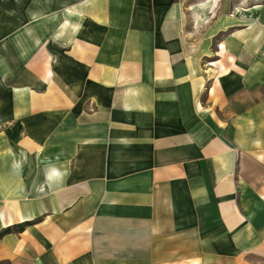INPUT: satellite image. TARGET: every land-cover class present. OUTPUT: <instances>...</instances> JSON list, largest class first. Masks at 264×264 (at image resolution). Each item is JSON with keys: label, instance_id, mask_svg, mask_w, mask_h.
<instances>
[{"label": "crops", "instance_id": "0c3cea01", "mask_svg": "<svg viewBox=\"0 0 264 264\" xmlns=\"http://www.w3.org/2000/svg\"><path fill=\"white\" fill-rule=\"evenodd\" d=\"M217 2L0 0V264L264 263V3Z\"/></svg>", "mask_w": 264, "mask_h": 264}, {"label": "rangeland", "instance_id": "374dc122", "mask_svg": "<svg viewBox=\"0 0 264 264\" xmlns=\"http://www.w3.org/2000/svg\"><path fill=\"white\" fill-rule=\"evenodd\" d=\"M195 1V0H194ZM218 2L215 4V9L220 8V3L224 2V11L227 15H238L241 11H244L249 6H254L258 4H263L264 0H217ZM222 8V7H221ZM219 9L218 12H220ZM210 23V22H209Z\"/></svg>", "mask_w": 264, "mask_h": 264}, {"label": "trees", "instance_id": "16d2710c", "mask_svg": "<svg viewBox=\"0 0 264 264\" xmlns=\"http://www.w3.org/2000/svg\"><path fill=\"white\" fill-rule=\"evenodd\" d=\"M25 224H28V223H23V225H25ZM17 229H20V226H19ZM9 230H10V228H7V229L4 230V232H7V231H9ZM2 234H3V232L0 233V236H1Z\"/></svg>", "mask_w": 264, "mask_h": 264}, {"label": "bare ground", "instance_id": "6f19581e", "mask_svg": "<svg viewBox=\"0 0 264 264\" xmlns=\"http://www.w3.org/2000/svg\"><path fill=\"white\" fill-rule=\"evenodd\" d=\"M211 1H213V0H211Z\"/></svg>", "mask_w": 264, "mask_h": 264}, {"label": "built area", "instance_id": "2783aa9c", "mask_svg": "<svg viewBox=\"0 0 264 264\" xmlns=\"http://www.w3.org/2000/svg\"><path fill=\"white\" fill-rule=\"evenodd\" d=\"M262 264H264V263H262Z\"/></svg>", "mask_w": 264, "mask_h": 264}]
</instances>
